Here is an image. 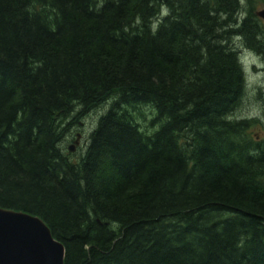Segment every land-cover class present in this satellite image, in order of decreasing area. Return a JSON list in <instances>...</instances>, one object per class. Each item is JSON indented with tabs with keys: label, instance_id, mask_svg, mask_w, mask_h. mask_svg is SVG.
<instances>
[{
	"label": "trees",
	"instance_id": "1",
	"mask_svg": "<svg viewBox=\"0 0 264 264\" xmlns=\"http://www.w3.org/2000/svg\"><path fill=\"white\" fill-rule=\"evenodd\" d=\"M258 2L0 0V207L63 264H264V137L230 119ZM104 103L72 159L66 119Z\"/></svg>",
	"mask_w": 264,
	"mask_h": 264
},
{
	"label": "rangeland",
	"instance_id": "2",
	"mask_svg": "<svg viewBox=\"0 0 264 264\" xmlns=\"http://www.w3.org/2000/svg\"><path fill=\"white\" fill-rule=\"evenodd\" d=\"M254 13L264 8L259 2L254 5ZM165 13L166 11L163 10ZM260 18V17H259ZM263 22L264 20L260 18ZM236 48L239 49L240 59L245 74L244 92L238 108L231 114V120H254L249 132L261 138L264 137V61L257 55L246 51L239 39H235ZM107 109L106 103L96 106L86 114L79 115L76 109L71 116L66 119L67 127L60 146L67 151L68 146L74 144L76 135L79 134L78 143L74 144V151L69 152L72 159H77L85 150L88 135L97 125L99 117ZM144 117H140L139 122L142 129L151 130L149 109L141 108ZM68 122V123H67ZM68 152V151H67Z\"/></svg>",
	"mask_w": 264,
	"mask_h": 264
},
{
	"label": "water",
	"instance_id": "3",
	"mask_svg": "<svg viewBox=\"0 0 264 264\" xmlns=\"http://www.w3.org/2000/svg\"><path fill=\"white\" fill-rule=\"evenodd\" d=\"M256 15L264 20V8ZM64 254L63 244L40 217L0 207V264H63Z\"/></svg>",
	"mask_w": 264,
	"mask_h": 264
}]
</instances>
